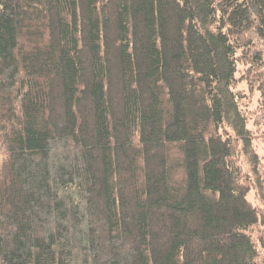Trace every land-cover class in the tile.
I'll return each instance as SVG.
<instances>
[{"label":"trees","instance_id":"trees-1","mask_svg":"<svg viewBox=\"0 0 264 264\" xmlns=\"http://www.w3.org/2000/svg\"><path fill=\"white\" fill-rule=\"evenodd\" d=\"M259 145L264 0H0V264H264Z\"/></svg>","mask_w":264,"mask_h":264},{"label":"rangeland","instance_id":"rangeland-1","mask_svg":"<svg viewBox=\"0 0 264 264\" xmlns=\"http://www.w3.org/2000/svg\"><path fill=\"white\" fill-rule=\"evenodd\" d=\"M257 152L258 153H261V152H264V148H263V146L261 145H259V146H257ZM245 163V162H244ZM245 165V164H244ZM245 168L247 169V167H246V165H245ZM255 196H253V194H251L250 196H249V200L251 201V202H253V203H256V201H255Z\"/></svg>","mask_w":264,"mask_h":264}]
</instances>
